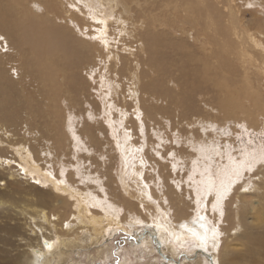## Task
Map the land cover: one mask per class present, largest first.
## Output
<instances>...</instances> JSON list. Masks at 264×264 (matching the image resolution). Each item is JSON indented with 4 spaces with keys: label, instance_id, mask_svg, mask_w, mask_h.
<instances>
[{
    "label": "rangeland",
    "instance_id": "1",
    "mask_svg": "<svg viewBox=\"0 0 264 264\" xmlns=\"http://www.w3.org/2000/svg\"><path fill=\"white\" fill-rule=\"evenodd\" d=\"M220 1L204 3L219 5L221 11ZM178 2L22 0L14 5L15 18L27 11L63 27L77 55L68 63L57 51L35 68L25 46L0 30V262L264 264V256L250 261L251 244L243 234L263 233L264 224L259 227L255 216H264L257 213L264 212V112L245 101L253 119L239 109L222 110L230 95L247 97L239 90L249 85L237 69L239 62L232 63L233 54L224 49L226 18L220 14L219 25L208 29L202 45L196 29L188 24L182 29L180 17L174 19ZM233 3L244 12L245 24L264 30V0ZM102 23L108 40L101 38ZM166 37L181 49L165 45ZM184 50L190 55H183ZM218 51L231 63L228 72L221 71ZM251 69L249 79L264 97L257 84L263 85V73ZM202 74L221 84L202 81ZM184 98L191 101L189 109L180 107ZM17 147L33 151L38 164L32 157L30 164L40 166L67 191L22 171ZM76 198L86 215L97 220L95 229L79 223ZM36 202L49 214L48 223L42 224L45 232L55 231L59 240L41 255L34 252L40 245L39 220L25 216L30 209L22 211L24 203ZM84 229L95 236L89 244L61 243L60 237L77 239Z\"/></svg>",
    "mask_w": 264,
    "mask_h": 264
},
{
    "label": "bare ground",
    "instance_id": "2",
    "mask_svg": "<svg viewBox=\"0 0 264 264\" xmlns=\"http://www.w3.org/2000/svg\"><path fill=\"white\" fill-rule=\"evenodd\" d=\"M22 0H0V30L4 31L8 36L14 38L16 40V42H19L20 44H22V46H25V50L24 51H29V55H28V61L30 63V65H32V61L34 60L36 67L35 68H41L42 64L45 63V60L53 55L54 53H58L57 51H61L63 53V58L65 61H67L68 63H72L74 58H76L77 54H74L71 50V47L69 46V41L68 38V32L61 27L60 25H58L57 23H54L52 20H49L48 17H44L42 15H33L31 12H27L24 11L25 13H23L22 16H20V18H15L11 15V12L14 11L13 7L15 4L19 3ZM33 1V0H32ZM100 1V0H99ZM103 1V0H102ZM110 1V0H109ZM173 1V0H172ZM206 1V0H205ZM214 1V0H213ZM213 1H209V4L213 3ZM216 1V0H215ZM253 1V0H251ZM45 2V1H44ZM112 2V1H111ZM114 2V1H113ZM117 3V1H115ZM114 2V3H115ZM166 2V1H165ZM120 3V2H119ZM122 3V2H121ZM169 3V2H167ZM175 3V2H174ZM222 3L220 5V7L222 8L221 11H219V8L217 9V6L219 5H214L216 7H212L211 5L204 3V0H179L178 3L174 4V13H173V17L176 20L178 17H180V22L182 23V29H184L185 24L189 25L190 28L196 29V34L200 37L196 38L198 41H201L204 37L206 38L205 35H207L208 29L211 31L210 28H213V25H219L218 23V18H220V14H224V17L226 18V26L225 28H227L228 32H225V30H222V33L224 35V49L226 48L227 51H231L230 54H233V60L235 59L234 62L232 63H237L236 61H238V67L241 71L242 74L244 76V79L248 82V86L243 85L242 90L240 89L239 91L244 92L245 95L243 96H247V97H243V98H238L237 96L234 97V95H230V97H227L226 101H227V105H229L227 107V105L225 107L222 106V110L224 112L230 111L233 112L235 109H239L241 112L244 113V115L248 118H252V115L254 114V112L252 111L251 108H259V111H262V113L264 112V103H262L263 101V96H261V91L257 88L254 89V84L252 83V79H249V72L248 70H252L251 66L253 68H259V70L261 71V73H263L262 79L264 81V30H261L259 27H254V26H250L249 24H245V15L244 12H242V9L240 8V6L238 4H232V0H221L220 2ZM257 3V2H256ZM36 4V3H35ZM110 4V3H109ZM170 4V3H169ZM106 6V5H105ZM115 6V5H114ZM117 6V5H116ZM38 7V6H37ZM45 8V7H44ZM166 8V7H165ZM169 8V6H168ZM112 9V7H111ZM225 9V11H224ZM172 11V10H171ZM51 12V11H50ZM169 12V11H168ZM42 16V17H41ZM120 16V15H119ZM223 17V16H221ZM95 18V20H98L97 16L93 17ZM122 18V17H121ZM102 20V19H101ZM220 22H223V20L219 19ZM107 21V20H106ZM118 21V20H117ZM100 22V20L98 21ZM102 22H105L104 20ZM124 22V21H123ZM127 22V21H126ZM247 23V22H246ZM252 23V22H251ZM261 23V22H260ZM105 24L106 23H102L101 28H103V31H101V38L104 40H108V38H106L107 33L106 31H104L105 29ZM225 23H222V25ZM130 26V25H129ZM199 27V29H198ZM220 27L221 24H220ZM253 27V31H251ZM160 28V27H159ZM214 28H216L214 26ZM128 29V28H127ZM132 29V28H131ZM139 29V28H138ZM147 29V28H146ZM263 29V28H262ZM150 30V29H149ZM118 31V30H117ZM127 31V30H126ZM134 31V30H133ZM140 31V30H138ZM137 31V32H138ZM174 31V30H173ZM120 32V31H119ZM132 32V31H131ZM146 32H148L146 30ZM144 32V33H146ZM152 32V31H149ZM148 32V33H149ZM221 32V31H220ZM153 33V32H152ZM152 33L148 34L149 36L152 35ZM99 34V33H98ZM131 34V33H129ZM136 34V33H134ZM132 34V36L134 35ZM155 34V33H154ZM228 34H232L234 35L233 39L229 38ZM138 35V34H137ZM142 35V34H140ZM68 36V37H67ZM135 36V35H134ZM145 36V35H144ZM214 36V35H213ZM219 36V35H218ZM137 37V36H136ZM139 37V36H138ZM147 36H145L146 38ZM157 37V36H156ZM135 38V37H133ZM208 38V37H207ZM223 38V37H221ZM100 39V40H102ZM139 38H137L138 40ZM150 39H152L150 37ZM159 39L160 36L157 37V39L155 40L156 44H155V48H154V52L158 53V48H157V44L159 43ZM167 40L164 41V44L173 48H177V49H181V47L176 44L173 41L172 37H166ZM102 40V41H103ZM141 40V38H140ZM154 40V39H153ZM208 40V39H207ZM210 40V39H209ZM213 40V39H212ZM101 41V42H102ZM142 41H144L142 39ZM141 41V42H142ZM147 40H145L144 43H146L145 45H147L148 42H146ZM161 41V40H160ZM219 41V40H218ZM105 42V41H104ZM154 42V41H152ZM202 42V41H201ZM206 42V41H205ZM215 42V41H214ZM71 43V42H70ZM74 44V43H73ZM202 45L203 42L201 43ZM208 44V42H207ZM107 45V44H106ZM201 49L205 50L206 52L208 51L206 46H201ZM141 49V48H140ZM148 49V48H147ZM153 49V48H152ZM82 50V49H81ZM142 50V49H141ZM149 50V49H148ZM221 50V49H220ZM234 50V51H233ZM134 52V51H133ZM138 52V51H137ZM153 52V53H154ZM188 53L190 55V51L188 50H184L183 51V55L185 53ZM217 52V51H216ZM152 53V52H151ZM150 50L148 54H151ZM228 54V53H227ZM153 55V54H152ZM160 55V54H159ZM141 56V55H140ZM147 56V55H146ZM142 57V56H141ZM140 57V58H141ZM151 57V56H148ZM155 57V56H154ZM134 58V57H133ZM147 58V57H146ZM153 58V57H152ZM157 58V55H156ZM155 58V59H156ZM218 58L221 60V71H229L228 65L225 61H224V57L222 52L218 51ZM149 59V58H148ZM158 59V58H157ZM156 59V60H157ZM150 60V59H149ZM159 60V59H158ZM157 60V61H158ZM162 60V59H160ZM159 60V61H160ZM231 60V59H230ZM232 60V61H233ZM247 60V62H246ZM49 61V60H48ZM75 61V60H74ZM134 61V60H133ZM140 61V59H139ZM158 61V62H159ZM53 62V61H52ZM141 62V61H140ZM157 62V63H158ZM154 63V60L153 62ZM58 64V63H57ZM137 68H138V63H135ZM60 65V64H59ZM156 65V64H155ZM154 65V67H156ZM135 66V68H136ZM44 67H46V65H44ZM158 67V68H157ZM156 67V69L158 70L160 67L159 65ZM236 67V66H235ZM56 68V67H55ZM136 68V70H137ZM162 68V67H161ZM256 69V70H257ZM35 69H33L34 71ZM135 70V72H136ZM153 70V69H152ZM52 71V70H51ZM55 72V71H54ZM76 72V71H75ZM184 72V71H183ZM259 72V71H257ZM45 73V72H44ZM108 73V72H107ZM133 73V72H132ZM182 73V72H181ZM225 73V72H223ZM136 74V73H134ZM200 74V73H199ZM257 74V73H256ZM106 75V74H105ZM183 76L184 73H182ZM203 76H201V80L208 82V80L210 82H215V84L217 86H219L221 83L219 81V79L214 80L215 78L213 76L207 75V74H202ZM258 75V74H257ZM256 75V76H257ZM103 76V75H101ZM127 76V75H126ZM131 77V76H130ZM132 77H135L132 75ZM255 77V76H254ZM259 77V76H258ZM257 78V77H256ZM254 78V80L256 79ZM134 79V78H133ZM137 79V77L135 78ZM260 79V77H259ZM138 80V79H137ZM136 80V81H137ZM164 80V79H163ZM213 80V81H212ZM135 81V82H136ZM188 81V80H187ZM245 81V82H246ZM49 82V81H48ZM55 82V81H54ZM243 82V83H245ZM246 82V83H247ZM254 82V81H253ZM137 83V82H136ZM239 83V82H238ZM55 84V83H54ZM134 84V83H133ZM236 84V83H235ZM235 84L233 85L235 87ZM257 84L263 88L264 90V83L262 85V81L259 84L257 81ZM8 85V82L7 84ZM12 85V83H11ZM136 85V84H135ZM104 86V85H103ZM133 86V85H132ZM131 86V87H132ZM53 87V86H52ZM64 87V86H63ZM237 88V87H236ZM239 88V87H238ZM261 88V89H262ZM74 89V88H73ZM134 89V86L133 88ZM59 90V89H58ZM194 90V89H193ZM196 90V89H195ZM206 90V89H205ZM234 90V88H233ZM238 90V89H237ZM252 90V91H251ZM68 91V90H67ZM133 91V90H132ZM136 91V90H135ZM153 91V90H152ZM6 92V91H5ZM53 92V91H52ZM50 92V94L52 93ZM218 92V91H217ZM236 92V91H235ZM263 92V91H262ZM54 93V92H53ZM164 93V92H163ZM207 93V92H206ZM221 93V92H220ZM232 92H230L231 94ZM237 93V92H236ZM56 94V93H54ZM134 94V93H133ZM131 94V96L133 95ZM241 94V93H240ZM238 94V95H240ZM59 95V94H58ZM158 95V94H157ZM200 95V94H199ZM135 96V94L133 95ZM137 96V94H136ZM218 96V95H217ZM185 97H188V94H185ZM191 97V96H190ZM220 97V96H219ZM263 97V98H262ZM152 98V97H151ZM193 98V97H192ZM222 98V96H221ZM252 98V99H251ZM10 100V99H9ZM243 101H245V104L248 103V105L251 107H249L248 105H244ZM184 102V103H182ZM221 102V101H220ZM218 100V103H220ZM247 102V103H246ZM264 102V101H263ZM57 103V102H56ZM181 103L183 104V106L180 107H184L188 105V109L189 106L191 104V101L188 100L187 98H184ZM180 103V104H181ZM217 103V102H216ZM222 103V102H221ZM44 105V104H43ZM55 105V104H54ZM235 105V106H234ZM5 106V105H4ZM220 106V104H219ZM233 106V107H230ZM10 107V106H9ZM51 107V106H50ZM6 108V107H5ZM135 112V111H134ZM61 113V112H60ZM64 113V112H62ZM136 113V112H135ZM12 114V113H11ZM258 114V113H257ZM16 115V114H15ZM3 117V116H2ZM1 117V118H2ZM13 117V116H12ZM11 117V118H12ZM244 117V116H243ZM7 118V117H6ZM254 118V117H253ZM252 118V119H253ZM9 119V118H8ZM261 120V119H260ZM5 121V120H4ZM4 123V122H3ZM15 123V122H14ZM5 124V123H4ZM16 124V123H15ZM242 125V124H241ZM68 128V127H67ZM115 134V133H114ZM130 137V136H129ZM60 141V140H59ZM131 142V141H130ZM1 143V141H0ZM81 148V147H80ZM18 154L20 155V157H22L21 162H19V165H21L22 167V171L29 173L30 175H34L35 176V180H40L42 183H50L52 188H55L56 190L59 189H64L65 187H63L64 185H61L58 183L56 178H52L50 177L49 174H46L43 172V170H41L39 167L37 168V166H33L32 164H30V162H32L34 160L35 164L37 163L35 161V156L33 157L32 155H34V152L32 151V154L30 152L29 149L24 150L23 148H16ZM14 150V151H16ZM22 152L24 153V155L21 156ZM15 153V152H13ZM16 155V154H15ZM2 156L0 155V158ZM32 157V159H31ZM251 158V157H250ZM263 158V157H262ZM247 159V158H245ZM5 160V159H4ZM32 160V161H31ZM5 162V161H4ZM7 162V161H6ZM18 163V162H17ZM8 164V163H7ZM38 164V163H37ZM42 168V167H41ZM241 169V168H240ZM51 172V171H49ZM52 173V172H51ZM264 184V182H263ZM16 186V185H15ZM124 186V185H123ZM207 186V185H206ZM68 188L64 189L63 191H67ZM220 190V189H219ZM223 190V189H222ZM227 191V190H226ZM71 192V191H69ZM56 193V192H55ZM205 193V192H204ZM71 194V193H70ZM75 195V194H74ZM78 195V194H77ZM76 196V195H75ZM224 198V197H223ZM77 199V198H76ZM80 199V198H79ZM79 199H77L75 201V207L77 209V216H78V221L79 223H87L89 226H92V230L95 229L94 225L96 224L97 220L95 219L94 216L91 215H86V213L84 212L85 209L83 208L82 204H81V199L79 201ZM264 200V199H263ZM217 201V200H216ZM17 203V202H16ZM38 203H34V204H23L24 207H22V211L26 210V209H30L29 213L28 211H25V216H28V218L30 216L33 217H37L36 219L39 220L38 223L35 224V226L37 227L38 230V242L39 243L36 244V246H38L39 248H35L34 252L35 253H39L41 255V253H43V251L45 250H51L52 247H54L55 245V240L59 242L58 237L55 235V231L51 232V231H47L50 233V235H47V233L45 232V226L44 222H47V217H48V213L45 211L44 208L38 207L37 205ZM52 207V206H51ZM244 207V206H243ZM26 208V209H25ZM246 208V206H245ZM247 209V208H246ZM12 210V209H11ZM52 210L57 211V208L54 207L52 208ZM255 211V210H254ZM22 213V212H21ZM242 213V212H241ZM257 213H264L263 211L261 212H257ZM245 214V213H244ZM24 215V214H23ZM239 215L241 217L242 216L240 213ZM238 216V215H237ZM239 217V216H238ZM240 217V218H241ZM160 218V217H159ZM239 218V219H240ZM256 221L258 223V226L260 227L261 225L264 224V216L261 215H257L255 216ZM236 219V218H235ZM30 220V219H29ZM36 220V221H37ZM233 219L230 218V222L232 224ZM240 221L242 222V220L240 219ZM34 223V222H33ZM240 223V222H238ZM32 224V223H31ZM43 224V225H42ZM164 224V223H163ZM1 225V223H0ZM250 225V224H248ZM12 226L13 229L15 230V226L9 223V227ZM28 226V225H27ZM232 226V225H231ZM233 227V226H232ZM263 228V233H261V235H259L258 237L254 236L253 237V232L249 231V234L246 230L247 226L245 227V233L243 232V234H247V238H248V243L247 244H251V246L248 247V253L251 254L252 256H254L253 259H250L251 262H254L255 260L258 261L259 257L264 256V225L262 226ZM10 229V228H8ZM7 229V230H8ZM234 229V228H233ZM249 229V227L247 228ZM11 230V229H10ZM186 230V229H185ZM232 230V229H231ZM35 231V230H34ZM84 233L82 234V232H80L81 236L80 238L78 237L77 239H73L71 237L73 236H67L65 238L60 237L61 243H73V242H84V243H88L93 240V238L95 236L91 237V233H90V229L88 231V229H84L83 230ZM95 231V230H94ZM93 231V232H94ZM190 231V230H189ZM78 234V235H80ZM204 235V234H203ZM205 235H208L207 233H205ZM204 235V236H205ZM210 235V234H209ZM208 235V236H209ZM244 235H243V239H244ZM199 236H202V233L200 231V235L197 233H195V237L197 240L201 241ZM207 236V237H208ZM97 237V236H96ZM237 237V236H236ZM238 240V237H237ZM235 239V241H237ZM185 241V240H184ZM239 241V240H238ZM237 241V242H238ZM241 241V240H240ZM196 242V241H195ZM245 242V241H244ZM239 243V242H238ZM225 244V243H224ZM252 244H255L256 246H253ZM80 245V244H79ZM242 245V244H241ZM225 248V245H224ZM229 249V248H228ZM240 249V248H239ZM222 250V249H221ZM50 252V251H49ZM226 252V250H225ZM226 254V253H225ZM224 254V255H225ZM241 260H244L242 258H245V255L240 254L239 255ZM6 257V256H5ZM34 258V260L36 259L35 257H32V259ZM39 258V257H38ZM251 258V257H250ZM4 259V258H3ZM210 259V258H209ZM231 259V258H230ZM5 260V259H4ZM247 261V260H246ZM245 261V263H246ZM249 261V260H248ZM255 261V262H256ZM217 263V262H216ZM0 264H9L5 261H1ZM226 264V263H225Z\"/></svg>",
    "mask_w": 264,
    "mask_h": 264
}]
</instances>
